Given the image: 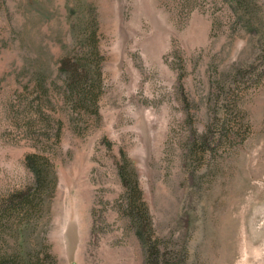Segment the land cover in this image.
Wrapping results in <instances>:
<instances>
[{"label": "rangeland", "instance_id": "374dc122", "mask_svg": "<svg viewBox=\"0 0 264 264\" xmlns=\"http://www.w3.org/2000/svg\"><path fill=\"white\" fill-rule=\"evenodd\" d=\"M89 24L99 114L59 72ZM122 152L158 240L148 264H264V0H0V230L33 185L26 155L58 177L30 264H51L45 237L57 264H147Z\"/></svg>", "mask_w": 264, "mask_h": 264}, {"label": "trees", "instance_id": "16d2710c", "mask_svg": "<svg viewBox=\"0 0 264 264\" xmlns=\"http://www.w3.org/2000/svg\"><path fill=\"white\" fill-rule=\"evenodd\" d=\"M234 7L239 0H230ZM243 5V4H242ZM83 38L74 43L78 44L77 51L72 55L68 51L61 61L59 72L64 75L67 95L76 97L78 101L89 102L99 114L98 101L102 90V52L98 44L96 26L89 24ZM75 37V35H74ZM27 168L33 175V185L22 191H17L8 197L7 206L2 215L4 223L8 225L5 230H0V240L9 242V247L2 244L0 250V264H30L32 258L31 222L36 213L46 209L50 213V202L56 193L58 177L55 165L46 156L39 153H30L25 157ZM116 169L124 188L123 201L124 213L135 234L146 246L147 264L154 256L149 254L158 247L155 230L147 206L142 200L138 177L135 168L128 156L122 152L121 159L116 164ZM10 233L5 239V232ZM46 242L47 238L45 237ZM45 240L43 239V242ZM43 243L42 260L47 263L57 264L48 243Z\"/></svg>", "mask_w": 264, "mask_h": 264}]
</instances>
